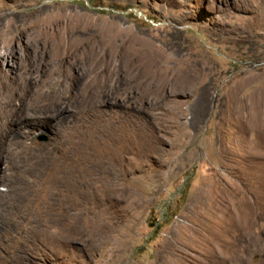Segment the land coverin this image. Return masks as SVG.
<instances>
[{
	"label": "rangeland",
	"instance_id": "rangeland-1",
	"mask_svg": "<svg viewBox=\"0 0 264 264\" xmlns=\"http://www.w3.org/2000/svg\"><path fill=\"white\" fill-rule=\"evenodd\" d=\"M0 34V264H264V0H0Z\"/></svg>",
	"mask_w": 264,
	"mask_h": 264
},
{
	"label": "bare ground",
	"instance_id": "bare-ground-1",
	"mask_svg": "<svg viewBox=\"0 0 264 264\" xmlns=\"http://www.w3.org/2000/svg\"><path fill=\"white\" fill-rule=\"evenodd\" d=\"M2 34H0V40L2 39ZM0 43H2V40H1V42ZM240 90V89H239ZM6 133V132H5ZM8 134H10V133H8ZM13 137V136H12ZM22 141V140H21ZM2 143V142H1ZM9 143V142H8ZM7 145H9V144H7ZM21 146H22V144H20ZM20 146V147H21ZM1 147V146H0ZM10 147V146H9ZM1 150V149H0ZM12 150V149H11ZM14 150V149H13ZM17 151V150H16ZM18 152V151H17ZM1 153V152H0ZM7 153H8V151H7ZM11 153V152H10ZM15 153V152H14ZM14 153H11L12 155L14 154ZM16 155V154H15ZM17 155H18V153H17ZM2 156V155H1ZM14 156V155H13ZM19 157V156H18ZM13 159H15L16 160V158L14 157ZM22 159V158H21ZM11 162H12V160H11ZM28 162V161H27ZM3 164V163H2ZM6 164V163H5ZM5 164H3V165H5ZM13 164V163H12ZM10 165H11V163H10ZM6 167V166H5ZM9 166H7V168H8ZM4 168V167H3ZM9 168H11V167H9ZM7 171V170H6ZM3 172V171H2ZM10 172V171H9ZM19 174V173H18ZM25 174V173H24ZM24 174H23V176H24ZM27 174V173H26ZM25 174V175H26ZM30 173H28V175H29ZM8 175V174H7ZM21 175H22V173H21ZM30 177H31V175H29ZM12 178H14L13 176H11ZM24 178V177H23ZM39 178H41V177H39ZM107 178H108V175H107ZM14 181H16V180H14ZM14 181H13V183H14ZM35 181H37L36 179H35ZM34 181V182H35ZM44 181H45V179H44ZM51 181H53V180H51ZM9 182H10V176H9V178L8 177H6V176H4V175H0V184H2V185H4L7 189L5 190V191H1L0 190V226L2 227V225H4L5 224V220L7 219V216H9V209H10V204H11V200H12V197H13V195L14 194H18L20 191H19V188H18V186L16 187H13V186H11L10 184H9ZM16 182H18V181H16ZM32 182V181H31ZM38 183V182H37ZM18 184V183H17ZM35 184V183H34ZM33 184V185H34ZM46 184V183H45ZM44 184V185H45ZM22 185V184H21ZM30 185V184H29ZM37 185V184H36ZM51 185V184H50ZM49 185V186H50ZM20 187V186H19ZM22 187V186H21ZM27 187V186H26ZM26 187H24V188H26ZM30 187H32V186H30ZM53 187L54 186H52V189H51V187H50V189H51V191H49V192H46L44 195H43V197H40L41 198V202H42V211L43 212H48L49 211V213H52V214H55V215H61V214H63V217L65 216L64 214H67L66 213V211L67 212H69V210H70V197H68L69 196V194H68V192H67V190H63V191H56L55 189H53ZM42 189V188H41ZM57 189V188H56ZM27 190V189H26ZM31 190V189H30ZM40 190V189H39ZM43 191V190H42ZM47 191V190H46ZM27 192V191H26ZM40 192V191H39ZM23 193V192H22ZM33 193V192H32ZM31 193V194H32ZM35 193V192H34ZM43 194V193H42ZM20 195V194H19ZM109 195V194H108ZM33 196V195H32ZM29 197V196H28ZM27 197V198H28ZM35 197V196H34ZM38 197V196H37ZM110 196H107L106 194H103V201L104 202H106L107 200H110ZM112 198H113V196H112ZM32 199V198H31ZM33 200V199H32ZM30 202V201H29ZM33 203H34V201H33ZM36 203V202H35ZM64 204V205H63ZM34 205V204H33ZM107 205V204H106ZM13 206V205H12ZM33 207V206H32ZM24 208V207H23ZM14 210H15V207L13 208ZM17 209H19V208H17ZM27 209V208H26ZM30 209V208H29ZM28 209V210H29ZM36 209V208H35ZM23 210V209H22ZM31 210V209H30ZM29 210V211H30ZM12 211V210H11ZM36 211V210H35ZM25 212V211H24ZM31 212V211H30ZM39 212V211H38ZM35 213V212H34ZM18 214V213H17ZM16 214V215H17ZM29 214H31V213H28V215ZM11 215H13V213H11ZM16 215H15V219H16ZM42 215H44V214H42ZM46 215V214H45ZM23 216V215H22ZM30 216V215H29ZM39 216H41V215H39ZM52 216V215H51ZM54 216V215H53ZM10 217V216H9ZM46 218V217H45ZM49 218V217H48ZM10 219V218H9ZM38 219H39V217H38ZM44 219V218H43ZM51 219H53L52 217H51ZM14 220V219H13ZM18 220V219H17ZM7 221V220H6ZM20 221V220H19ZM28 221V220H27ZM49 221V220H48ZM15 222V221H14ZM14 222H13V224H14ZM29 222V221H28ZM9 223V222H8ZM24 223H25V221H24ZM31 223V222H30ZM44 223V222H43ZM49 223V222H48ZM57 223V222H56ZM55 223V224H56ZM12 224V223H11ZM16 224V223H15ZM38 224H40V223H38ZM28 225V224H27ZM31 225H33V224H31ZM30 225V226H31ZM47 225V224H46ZM9 226V225H8ZM14 226V225H13ZM29 226V227H30ZM55 226V225H54ZM101 226V225H100ZM35 228L37 227L38 228V226L36 225V226H34ZM18 228V227H17ZM40 228V227H39ZM46 228V227H45ZM29 229H32L33 230V228H29ZM9 230V229H8ZM35 230V229H34ZM48 230V229H47ZM5 231V230H4ZM17 231H18V229H17ZM29 231V230H28ZM27 231V232H28ZM38 231V230H37ZM40 231V230H39ZM50 231H51V229H50ZM53 232V231H52ZM16 233V232H15ZM22 233V232H21ZM30 233V232H29ZM46 233V232H45ZM55 233V232H54ZM31 235H32V233H30ZM41 234V233H40ZM47 234V233H46ZM55 234H57V233H55ZM19 235V234H18ZM43 235V234H42ZM54 235V234H53ZM52 235V236H53ZM41 236V235H40ZM16 237H17V235H16ZM42 237V236H41ZM29 238V237H28ZM47 238H48V236H47ZM60 238V237H59ZM27 239V238H26ZM51 239V238H50ZM64 239V238H63ZM10 240V239H9ZM39 240V239H38ZM53 240H55L54 238H53ZM57 240H58V238H57ZM65 240V239H64ZM21 241H22V239H21ZM37 242V241H36ZM42 242V241H41ZM52 242V241H51ZM61 242H63V241H61ZM65 242V241H64ZM68 242V241H67ZM14 243V242H13ZM21 243V242H20ZM25 243V242H24ZM27 243V242H26ZM47 243H49V241H48V239H47ZM55 244V243H54ZM27 245V244H26ZM39 245H41V244H39ZM48 245V244H47ZM51 245V244H50ZM18 246V245H17ZM39 247H41V246H39ZM43 247V246H42ZM48 247V246H47ZM28 248V247H27ZM29 248H31V247H29ZM33 248V247H32ZM49 248V247H48ZM47 248V249H48ZM55 248V247H54ZM15 249V248H14ZM26 249V248H25ZM41 249V248H40ZM16 250V249H15ZM33 250V249H32ZM45 250V249H44ZM27 251V250H26ZM14 252V251H13ZM45 252V251H44ZM47 252V251H46ZM40 253V252H39ZM50 253H51V250H50ZM19 254V253H18ZM29 254V253H28ZM41 254H42V252H41ZM47 254H49V253H47ZM18 256V255H17ZM33 257V256H32ZM23 258V257H22ZM28 258V257H27ZM49 259V258H48ZM220 259V258H219ZM18 262V261H17ZM21 263V262H20Z\"/></svg>",
	"mask_w": 264,
	"mask_h": 264
}]
</instances>
